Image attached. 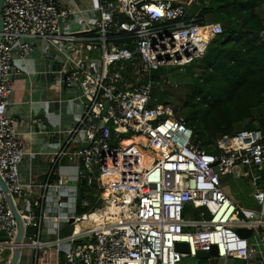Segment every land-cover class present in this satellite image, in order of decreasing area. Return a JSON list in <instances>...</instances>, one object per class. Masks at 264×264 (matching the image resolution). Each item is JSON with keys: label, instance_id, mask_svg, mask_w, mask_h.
I'll use <instances>...</instances> for the list:
<instances>
[{"label": "built area", "instance_id": "1", "mask_svg": "<svg viewBox=\"0 0 264 264\" xmlns=\"http://www.w3.org/2000/svg\"><path fill=\"white\" fill-rule=\"evenodd\" d=\"M194 2L97 0L89 32L62 34L71 17L82 14L79 8L60 0L4 1L0 177L24 226L17 245L18 221L0 185V234L9 239L0 248L12 251L4 264L16 248L17 264H180L214 247L218 259L244 264L261 248L264 264V219L246 215L222 184L227 175L249 181L258 207L264 206V127L224 137L208 152L170 104L151 105L155 88L177 86L153 74L164 68L184 73L223 33L221 24L192 14ZM259 36L264 39V30ZM35 40L63 57L61 82L77 88L83 110L76 127L58 131V148L47 155L49 170L38 183L22 177L26 144L8 114L15 58L33 54ZM94 51L99 60L90 56ZM189 210L208 218L185 219ZM48 221L55 224L54 240L42 238ZM242 226L258 237L257 246L239 235ZM178 243L189 252H179ZM24 250L30 252L25 259Z\"/></svg>", "mask_w": 264, "mask_h": 264}, {"label": "trees", "instance_id": "2", "mask_svg": "<svg viewBox=\"0 0 264 264\" xmlns=\"http://www.w3.org/2000/svg\"><path fill=\"white\" fill-rule=\"evenodd\" d=\"M211 3L213 7L199 11L200 20L213 19L223 33L212 40L201 61L203 71L193 76L194 87H181L183 104L175 111L202 138L208 152L224 137L264 127V39L259 36L264 30V0ZM164 74L159 70L153 77L160 80Z\"/></svg>", "mask_w": 264, "mask_h": 264}, {"label": "crops", "instance_id": "3", "mask_svg": "<svg viewBox=\"0 0 264 264\" xmlns=\"http://www.w3.org/2000/svg\"><path fill=\"white\" fill-rule=\"evenodd\" d=\"M60 1L65 7L82 11L62 27V34H85L93 28L97 0ZM208 2L204 0V7ZM33 45L35 52L28 55L25 61L17 56L15 58L16 70L12 77L13 94L8 114L18 120V132L26 144V156L20 168L22 177L25 181L38 183L49 170L47 155L58 148L62 137L58 131L76 127L83 110L76 99L80 94L77 88H65L61 82L63 57L45 41L35 40ZM65 45L68 49L72 47L71 43ZM41 117L47 120V125Z\"/></svg>", "mask_w": 264, "mask_h": 264}, {"label": "rangeland", "instance_id": "4", "mask_svg": "<svg viewBox=\"0 0 264 264\" xmlns=\"http://www.w3.org/2000/svg\"><path fill=\"white\" fill-rule=\"evenodd\" d=\"M185 1L190 2L192 0H185ZM205 1L207 2L210 1L207 4H205L206 8H211L214 6V4L211 3V0H205ZM197 3L198 5L194 4L192 6V9H191L192 14H194L195 12L201 11L203 8H205L203 4L204 0H197ZM261 8L264 11V5H262ZM205 18H206L205 22L207 24L215 22L213 19H210L208 17H205ZM90 56L95 60L100 59L99 53L97 51H94L93 53H91ZM203 67H204V64H201V61H200L198 63H193L191 65L186 66L184 73H180L178 71V68L161 69L166 72V74H164V76L161 77V80L163 78H170L172 83L177 86H170V85L165 86L164 92H161L159 88H155L153 90L154 99L151 105H154L155 103H164V100L166 99L168 101V104L172 106L174 111L179 109L183 104V101L179 96V91L181 87L185 86L187 87V90L192 89L194 87L193 76L195 75V77H197L203 71ZM188 77L190 79H188ZM262 108L264 109V105ZM82 139H83V135L77 136V140H82ZM217 146L218 144H211L212 152H215L214 148H216ZM64 173L68 175H72L71 173H68L67 170H65ZM222 184H223L224 191L239 205V207L245 212L246 215H249L250 213H255L257 218L264 219V206L258 207L254 199V196H253L254 189L251 187L249 181H246L234 175H227V176L222 177ZM184 218L199 221V220L207 219L208 217L202 218L200 217L198 211L189 210L184 216ZM100 226H101V223L94 225L95 228H98ZM54 227H55V224L53 223V221H48L45 224L42 238L48 239V240H54L56 238ZM8 241L9 239L4 234H0V242H8ZM249 241L255 246L259 244V239L256 235L251 236L249 238ZM258 249H259V252L257 256L255 257L253 262H251L250 264H261L260 258L262 257L263 251L261 250V248H258ZM11 252L12 251L9 249L0 248V264H4L5 261H7V258L10 255H12ZM29 253L30 252L28 250L22 251V258L25 259V256H27ZM180 264H244V263L231 261L230 259L223 260V259H218L217 257H210L209 259H205V260H200L197 258L195 259L186 258Z\"/></svg>", "mask_w": 264, "mask_h": 264}, {"label": "water", "instance_id": "5", "mask_svg": "<svg viewBox=\"0 0 264 264\" xmlns=\"http://www.w3.org/2000/svg\"><path fill=\"white\" fill-rule=\"evenodd\" d=\"M4 1L5 0H0V42L2 40V33L4 31V25H3V19H2V7H3V4H4ZM41 120L46 125L48 124L47 120L44 117H41ZM0 185L2 186L3 190L7 194V198H8V201L10 203V206L13 209L15 217H16V219L18 221L19 230H18V235H17V238H16V244L19 245L21 240H22V238H23L24 226H23V223H22V220H21L20 216L18 215V213H17V211L15 209V206H14V203H13V201L11 199V196L9 195L8 188H7L6 184L4 183V181L2 180L1 177H0ZM238 233L243 238H249L252 235V231L247 230V228H245L244 226H242L241 229L238 230ZM176 247H177V250L179 252H184V253H188L189 252V246L187 244L178 243ZM19 255H20V251H19L18 248H16L14 250L13 259L11 261V264H17ZM217 256H218V250H217L216 247H214L213 251L210 252V253L203 252V251L198 252L197 259L205 260V259H209L210 257H217Z\"/></svg>", "mask_w": 264, "mask_h": 264}, {"label": "bare ground", "instance_id": "6", "mask_svg": "<svg viewBox=\"0 0 264 264\" xmlns=\"http://www.w3.org/2000/svg\"><path fill=\"white\" fill-rule=\"evenodd\" d=\"M134 140L137 141V142H142V141H144L143 138H136V139H134ZM125 143H127V142H125Z\"/></svg>", "mask_w": 264, "mask_h": 264}]
</instances>
